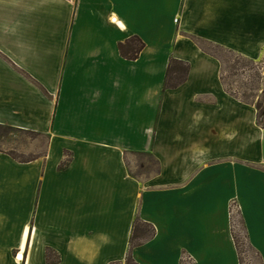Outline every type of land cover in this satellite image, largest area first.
Instances as JSON below:
<instances>
[{"label": "crops", "instance_id": "crops-1", "mask_svg": "<svg viewBox=\"0 0 264 264\" xmlns=\"http://www.w3.org/2000/svg\"><path fill=\"white\" fill-rule=\"evenodd\" d=\"M203 44L264 59V0H0V126L62 143L54 160L0 151V264H125L136 221L155 230L137 264H242L232 201L264 264V126ZM172 61L190 69L165 90ZM130 153L157 174L132 176Z\"/></svg>", "mask_w": 264, "mask_h": 264}, {"label": "rangeland", "instance_id": "rangeland-1", "mask_svg": "<svg viewBox=\"0 0 264 264\" xmlns=\"http://www.w3.org/2000/svg\"><path fill=\"white\" fill-rule=\"evenodd\" d=\"M203 48L221 60L223 67L222 79L226 89L243 104L256 110L257 126L262 127L264 123V59L258 61L245 59L230 51L209 44H203ZM172 67L173 69L176 68L174 65ZM54 143L50 140L49 135L42 132H32L17 128L0 129V151L9 154L17 163L42 159L48 150L50 152L51 149L54 151L53 160L56 159V155L59 153L58 148H61L62 143L61 141ZM130 154L128 165L132 176L141 181H146L157 174L158 163L150 153ZM61 155L62 160L56 167L60 170L64 169L72 159V153L69 151L61 152ZM258 168L264 169V165ZM16 173L17 177H19L17 170ZM27 181L28 179L16 178V184L15 182L11 183L10 190L16 192V199L21 195L23 196L21 193L25 190V187H28ZM230 212L233 232L239 239L242 264H257L254 253L250 251L245 240V230L237 202L232 201L230 203ZM140 227L142 229L145 228L143 226ZM140 234L142 236L135 240L136 243L142 242L147 235L146 233ZM50 259H53V256H50Z\"/></svg>", "mask_w": 264, "mask_h": 264}, {"label": "trees", "instance_id": "trees-1", "mask_svg": "<svg viewBox=\"0 0 264 264\" xmlns=\"http://www.w3.org/2000/svg\"><path fill=\"white\" fill-rule=\"evenodd\" d=\"M144 47H145V44L141 41L140 38L133 37L130 40L126 41L125 43L119 44V51L122 57H124L125 59L136 60L139 58ZM173 65L176 66V68L173 69L172 67ZM189 69H190V66L187 63L180 62V61H172V64L170 65V69L166 76V80L164 83V89L165 90L175 89L179 85H181L183 82H185L188 77ZM263 126H264V123L262 124V127ZM3 128H6V127L0 126V129H3ZM140 226H143L145 228L142 229ZM140 233H146L147 235L145 236V240H147L154 236L155 230L151 225L147 223H143L141 221L135 222L133 235L130 240V254L125 264H137L131 255V251L134 248L142 244V242H139V243L135 242L137 238L142 236ZM234 238H235L237 249L241 255L242 252L240 251L239 239L237 238L235 234H234ZM49 255H50V252L48 251V256ZM113 264H121V263H113Z\"/></svg>", "mask_w": 264, "mask_h": 264}, {"label": "built area", "instance_id": "built-area-1", "mask_svg": "<svg viewBox=\"0 0 264 264\" xmlns=\"http://www.w3.org/2000/svg\"><path fill=\"white\" fill-rule=\"evenodd\" d=\"M19 257V255H17V258Z\"/></svg>", "mask_w": 264, "mask_h": 264}, {"label": "bare ground", "instance_id": "bare-ground-1", "mask_svg": "<svg viewBox=\"0 0 264 264\" xmlns=\"http://www.w3.org/2000/svg\"><path fill=\"white\" fill-rule=\"evenodd\" d=\"M23 260V259H22Z\"/></svg>", "mask_w": 264, "mask_h": 264}]
</instances>
